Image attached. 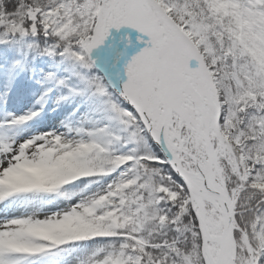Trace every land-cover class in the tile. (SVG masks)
<instances>
[{
  "label": "snow or ice",
  "instance_id": "1",
  "mask_svg": "<svg viewBox=\"0 0 264 264\" xmlns=\"http://www.w3.org/2000/svg\"><path fill=\"white\" fill-rule=\"evenodd\" d=\"M191 2L55 0L58 13L54 14L51 7L36 10L27 6L20 10L23 16L19 23L5 10L0 14V27L21 37L53 36L55 46L44 50L48 55L68 56L89 73L95 70L91 77H82L84 83L95 95L109 97L111 111L120 123L130 126L131 141L136 142L139 135L147 143L148 160L142 163L159 168L166 177L161 184L164 190L159 193L163 197L159 202V206L164 205L162 214L175 233L181 231L177 225L191 221L199 264H264V87L251 86L250 80L257 85L261 81L253 77L249 65V79L237 73L239 82L230 81L231 99L217 86V111L205 85L210 79L215 84L225 72L232 71L233 57L221 53V60H215L214 52L206 51L209 42L215 45L216 38L203 39L199 21L190 17ZM70 20L72 23L65 27ZM124 27L147 37L141 41L145 47L130 59L123 49L135 41H124L123 37L109 41L111 30ZM116 73L121 82L116 89L118 100H113L105 77L110 83ZM37 115L35 112L12 123L24 124ZM241 120L244 122L236 132L234 125ZM205 128L213 137L210 150L201 148ZM225 136L231 151L223 147ZM149 138L166 149L167 159L153 153ZM28 141L19 146L11 144L10 151L0 153V168L9 166L4 156L14 162L17 149ZM210 163L223 171L222 189L220 179L208 170ZM155 165H166L167 170ZM165 190L176 193L177 199L169 200ZM205 193L211 199L204 202L201 211L198 199ZM214 205L218 206L216 215L227 219L231 242L229 229L223 225L217 228L215 217L210 219ZM191 250V243L185 242L181 248L173 240L156 246L149 243L140 253L128 252L131 264H189L185 258Z\"/></svg>",
  "mask_w": 264,
  "mask_h": 264
},
{
  "label": "trees",
  "instance_id": "2",
  "mask_svg": "<svg viewBox=\"0 0 264 264\" xmlns=\"http://www.w3.org/2000/svg\"><path fill=\"white\" fill-rule=\"evenodd\" d=\"M224 1L203 0L202 6L201 0H192L189 7L191 8V19L199 21V33L203 34V39L208 40L209 36L216 38L215 45L209 42V48H206V51L211 49L214 52L215 60H221V53L224 57L228 55L233 57L232 71L225 72L215 84L212 82L216 96L218 86L231 99L230 81L239 82L237 73L243 75L245 79H249L248 71L249 65H251L253 77L260 78L261 81L257 85L254 79L250 80L253 88L264 87V74L258 71L257 63L249 54L242 37L237 34L239 28L236 12L227 9L223 5ZM27 6L36 10L51 7L54 14L58 13L55 0H2L0 2V14L7 10V14L16 18L19 23L22 22L23 16V12L20 10ZM44 39L43 36L33 37L31 34L25 37L18 34H7L6 28L0 27V63H6L7 71L4 82L6 95L0 98V113L3 115L9 113L5 111L8 110L6 104L20 101L27 96L28 92H31V89L35 88L27 80L26 67L30 70L29 62L38 64L45 60L40 43ZM29 45H35V47L30 48ZM57 61V66L52 72L53 79L48 84V88L61 87L62 101L58 110L66 117L67 122L73 121L71 119L83 114L84 111H89V115L99 119L111 136V140L103 151H89L80 157L61 154L51 161L43 160L41 164H37L31 169V177H24L21 171H11L9 172L10 180L3 182L5 191L10 194L19 188H24V190L39 191L48 198L57 199L58 195L63 193V189H66L67 197L71 195L78 197L84 194L95 182L110 184L111 186L115 184L113 186L115 195L124 200V207L109 220H89L80 233V239L68 243L65 254L74 264H96L94 260L89 263L82 261L81 256L76 252L77 248L94 247L97 252L101 253L104 251L113 253L123 251L131 256L128 252L129 249L132 252L140 253L149 243L156 246L161 242L167 243L173 240L178 242L181 248L185 247V242L191 243L192 250L189 257L185 259L189 261V264H199L195 251L196 233L192 229L191 221L187 225H177L181 231L175 233L171 230L167 216L162 214L164 205L159 206V202L163 197L159 193L164 190L161 188V184L166 177L161 175L159 168L151 167L147 162L142 163V161L148 160L147 143L139 135H137L136 142L131 141L128 132L130 126L126 127L120 123L114 112L110 114V107L107 103L109 97L95 95L94 90L84 83L82 77H91L95 74V70L89 73L73 59L60 54H57ZM25 63L29 66L25 67ZM60 81L64 83L61 84ZM43 93L45 94L46 91ZM109 93L111 99L118 100L110 90ZM249 96L255 103L254 96L250 93ZM227 102L228 100L225 101V103ZM123 107L126 108L127 106L123 105ZM107 111L110 112L109 116L104 115ZM243 122L241 120L234 125L236 132L240 131V125ZM119 127L124 128L122 134L118 133ZM225 142L227 143L226 136ZM149 143L153 153L160 159H164L150 138ZM227 145L231 150V146L228 143ZM155 166L167 170L166 165ZM124 171H134L139 177L138 182L127 189L119 186L121 183L119 178L122 177ZM165 194L169 200L175 201L177 199V194L174 192L165 190ZM183 211L182 209L181 212ZM185 233H191V236L185 235ZM19 259V262L23 263L29 261L30 258L21 257Z\"/></svg>",
  "mask_w": 264,
  "mask_h": 264
},
{
  "label": "rangeland",
  "instance_id": "3",
  "mask_svg": "<svg viewBox=\"0 0 264 264\" xmlns=\"http://www.w3.org/2000/svg\"><path fill=\"white\" fill-rule=\"evenodd\" d=\"M223 5L236 12L239 28L237 34L242 37L249 54L257 63L258 71L264 74V0H225ZM71 23L70 20L65 27ZM120 30H111L109 40L122 37ZM71 33L67 32L65 38ZM123 36L125 41H135L134 45H126L123 49L128 59L145 47L144 43L131 36L130 31L126 30ZM40 43L46 62L34 70L35 88L30 90L31 93L27 97L5 110L17 117L26 115L30 110L32 113L38 112L39 115L27 123L15 125L7 116L2 118L0 113V124H3L0 125V153L10 151L11 144L19 146L30 140L17 149L18 154L14 156V162L4 156L9 166L0 168V264H19V258L28 256L31 259L22 264H74L69 258L63 257L68 243L80 239V233L89 220H109L124 207V200L115 195V184L111 186L95 182L78 197H67L66 189H63L57 199L24 188L10 194L5 191L3 182L10 180L11 171H21L24 177H31V169L43 160L51 161L61 154L80 157L89 151H103L111 140L99 119L89 115V111H84L69 122L65 121L66 117L61 112H51L62 100L61 88L54 87L47 100L42 98V89L50 82L51 71L56 68L58 61L57 54L48 55L44 50L53 48L56 40L49 36ZM5 77L6 70L0 64V97L4 95L2 88ZM205 88L212 105L217 107L218 111L219 105L211 79ZM109 113L107 111L104 115ZM44 123L43 127H39ZM123 130L119 127L118 133L122 134ZM223 147L231 151L225 139ZM201 148L206 150L204 143ZM2 163L3 161H0V164ZM122 173L119 186L123 189L135 185L139 180L134 171ZM214 175L218 178L215 169ZM204 207L205 205L201 206V211ZM212 217H215L213 222L220 228L222 220L216 215L214 208L210 212V219ZM76 250L85 263L94 260L96 264H131L132 261V257L123 251L101 253L94 247Z\"/></svg>",
  "mask_w": 264,
  "mask_h": 264
},
{
  "label": "water",
  "instance_id": "4",
  "mask_svg": "<svg viewBox=\"0 0 264 264\" xmlns=\"http://www.w3.org/2000/svg\"><path fill=\"white\" fill-rule=\"evenodd\" d=\"M105 78H106V80L109 83V78L108 77H105ZM109 85L112 88L113 92L116 94V89L118 87L112 81L109 83ZM202 137L204 139V143H205L206 149L207 150H210L211 144H210V136H209V129L208 128H205L204 129L203 134H202ZM153 143L159 149V151L163 155L164 159H167V151L161 145H158L155 142H153ZM212 165H214V164H211V163L209 164V168L210 169H212ZM214 167H215V165H214ZM217 171H218V178L220 179V188L222 189L223 188V184H224L223 174H222V171L221 170L217 169ZM200 199L203 200V201H206V200L211 199V198L208 196L207 193H205L202 197H200ZM222 225L225 228H228L229 229V241L231 242L230 226L228 225L227 219L225 217L222 219ZM221 235H223V233H221ZM233 252H234V247H233Z\"/></svg>",
  "mask_w": 264,
  "mask_h": 264
},
{
  "label": "bare ground",
  "instance_id": "5",
  "mask_svg": "<svg viewBox=\"0 0 264 264\" xmlns=\"http://www.w3.org/2000/svg\"><path fill=\"white\" fill-rule=\"evenodd\" d=\"M130 31V34H131V36L133 37V38H136L137 40H139L140 42L142 41V40H146L147 39V37H142V35L141 34H139V33H137L136 32V30H134V29H130V28H127V27H124V28H121V31H120V34H121V36L122 37H124L123 35H124V32L125 31ZM124 40V39H123ZM125 41V40H124ZM201 107V110H204L203 109V105H201L200 106ZM45 125V123L44 124H41L39 127H43ZM163 147V146H162ZM164 148V147H163ZM165 149V148H164ZM166 150V149H165ZM210 172H211V174L214 176V174H213V172H212V170L209 168L208 169ZM188 174L189 175H191L192 174V172H188ZM215 177V176H214ZM225 196H226V193H225ZM198 203H200V205L201 206H203V205H205V203H204V201L203 200H201L200 198L198 199ZM218 206L217 205H214V210L216 211V208H217ZM221 217V220L224 218L223 216H220Z\"/></svg>",
  "mask_w": 264,
  "mask_h": 264
}]
</instances>
